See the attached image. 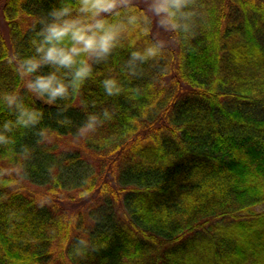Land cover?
<instances>
[{"label":"trees","instance_id":"16d2710c","mask_svg":"<svg viewBox=\"0 0 264 264\" xmlns=\"http://www.w3.org/2000/svg\"><path fill=\"white\" fill-rule=\"evenodd\" d=\"M57 3L1 5L0 94L43 110L45 137L17 129L0 146V168L31 151L18 183H0V264H264V0H199L195 35L169 34L141 77L121 72L118 51L79 96L47 105L8 58L30 54L33 20ZM108 76L119 96L100 86ZM105 108L112 118L78 136ZM10 118L0 105V123Z\"/></svg>","mask_w":264,"mask_h":264},{"label":"clouds","instance_id":"9594fccd","mask_svg":"<svg viewBox=\"0 0 264 264\" xmlns=\"http://www.w3.org/2000/svg\"><path fill=\"white\" fill-rule=\"evenodd\" d=\"M199 7V0H145L144 7L138 0H58L33 20L30 54L13 53L8 64L23 81L27 94L56 105L79 96L85 82L93 78L94 66L107 64L118 51L128 53L121 72L129 78L141 77L144 65L155 64L166 54V42L152 38L153 25L172 34L177 43L187 41L195 35ZM100 86L109 97L123 91L115 76L102 79ZM0 105L11 117L0 123V146L14 144L12 134L17 129H35L44 139L45 131L37 129L43 110L26 104L19 91L0 94ZM81 105L87 107L85 101ZM66 111V107L58 108L57 116L62 118L57 123L61 126L72 123L63 115ZM111 118L107 108L99 114L89 113L77 135L87 137ZM20 155V163L0 168V183L14 186L18 183L14 177L26 174L23 161L29 159L31 151L23 146ZM74 248L87 249L88 242L78 239Z\"/></svg>","mask_w":264,"mask_h":264},{"label":"rangeland","instance_id":"374dc122","mask_svg":"<svg viewBox=\"0 0 264 264\" xmlns=\"http://www.w3.org/2000/svg\"><path fill=\"white\" fill-rule=\"evenodd\" d=\"M2 3H3V0H0V12H1V5H2ZM138 3L141 4V5H143V6H145V0H138ZM0 26L3 29L6 28L5 24L2 21V15H1V13H0ZM152 33H153V35H154V37L156 39L164 40L166 43L169 42L168 35L170 33H164L162 30H160L158 27H156L155 24L153 25Z\"/></svg>","mask_w":264,"mask_h":264}]
</instances>
